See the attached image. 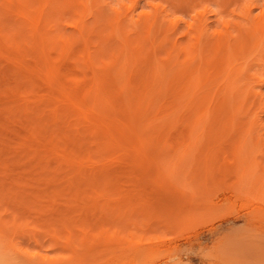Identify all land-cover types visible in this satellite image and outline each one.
I'll return each instance as SVG.
<instances>
[{"label": "bare ground", "instance_id": "obj_1", "mask_svg": "<svg viewBox=\"0 0 264 264\" xmlns=\"http://www.w3.org/2000/svg\"><path fill=\"white\" fill-rule=\"evenodd\" d=\"M175 1L178 8L182 1L191 2ZM207 1L201 4L198 0V4L192 0V6L197 3L193 8L182 2L179 13L187 14L183 16L171 7L170 0H0V264H39L35 262L37 254L22 251L17 240L55 233L59 224L71 228L68 220L40 222L36 218L40 209L84 211L99 206L76 199L91 195L87 189H80V184L94 176L91 160L93 156L102 158L104 153L100 152L106 148L107 139L116 141L119 134L134 130L137 117H142L137 126L142 123L159 134L178 125L172 118L186 114L194 121L213 113L228 120L244 116L248 120L237 139L245 133L254 139L242 137L241 144L235 142L236 149L238 145L245 148L247 140L254 145L264 139V0H239L241 4L236 0L238 5L228 12L219 7L222 4ZM209 16L215 18L213 26L209 25ZM71 68L78 71L73 69V73ZM196 127L195 122L186 125L189 131ZM249 150L243 151L245 155L241 151L245 161ZM260 152L264 156V150ZM235 159L240 167V158ZM176 163L175 169L180 164ZM244 164L242 168L246 169ZM177 170L172 173L167 169L165 175H169L164 179L170 181L171 173V178H177L182 173ZM130 174V179L138 178ZM102 187L92 192L108 197L111 188ZM105 190L110 191L105 194ZM127 190L117 192L125 195ZM131 191L132 200L135 191ZM141 193L136 195L139 200L149 199L145 194L144 199L139 198ZM156 199L151 202L161 200ZM171 203L167 202L169 206ZM126 212L115 217L125 221ZM132 212L136 213L135 209ZM127 217L126 222L135 223ZM202 218L198 214L197 220ZM192 222L178 223L176 232ZM90 225L87 223V229ZM81 231L84 247L97 238L107 240L105 229L94 236H90V228ZM177 233L173 231L178 238ZM125 235L119 239L128 245L127 250L133 248L132 253L139 247L156 245L154 239L148 242L153 245L147 246L136 234ZM111 238L108 242L116 241ZM120 241L116 242L122 247ZM152 248L145 250L149 256L143 251L129 254L131 251L125 249L122 251L127 255L122 257L109 252L102 264L150 263L163 255ZM38 259L49 261L46 257ZM55 260L53 264H61Z\"/></svg>", "mask_w": 264, "mask_h": 264}, {"label": "rangeland", "instance_id": "obj_2", "mask_svg": "<svg viewBox=\"0 0 264 264\" xmlns=\"http://www.w3.org/2000/svg\"><path fill=\"white\" fill-rule=\"evenodd\" d=\"M178 1L181 2V0H177V2ZM193 1L198 2V0ZM203 1L205 3L207 0H202L200 3L202 4ZM211 1V4L216 2L218 6L219 4H222L219 7L222 6L225 11L228 12L231 8L233 9L236 5L241 4L242 1L244 2L245 0L240 2L237 0L239 2L238 4L235 2L236 0H233V3L235 4H232L230 2L231 0ZM175 2V0H170L171 7H176L175 10L177 11L178 9V14H183V16L185 15V12L182 13L181 11L179 13L181 6H184L183 4L185 3L188 5H191V3L193 4L192 0H189L190 4L187 3L188 1H182L183 4L181 2V5L179 4L180 7L178 8V5ZM172 3L175 4L172 6ZM195 5H191V7L193 8ZM185 7H187V5H185ZM191 7L188 6L186 9ZM189 10L192 9H188V11ZM186 13L189 14L190 12ZM208 22L210 26H213V24H215V18L209 16ZM73 69L75 70L76 68H71V71ZM74 70L73 73H75ZM76 74H78V72H76ZM39 89L41 92L44 91L42 87ZM172 119L177 121L178 125L175 128L168 129V131L166 130L167 132L158 134L151 131L146 126L144 127L142 123H139L137 126V121L141 120L142 122V117H137L135 123L133 122L135 125L134 130L119 134L116 141L107 139L106 148L100 152L104 153L102 158L93 156L91 160V174L94 176L85 183L80 184V189H87V192H90L91 195H79L76 197L80 202L89 201V203H97L99 206H97L96 209L92 207L84 211L80 209L74 211L64 210L63 212V210L52 211L50 209H40V213L36 216L40 222H48L49 220L54 219L56 223H58L59 221L63 222L68 220L69 222H72L70 225L71 228L67 229L65 225L59 224L55 229V233H43L34 237L25 236L19 238L17 240L19 248L22 251H26L29 255L37 254L35 262L39 264H53L54 262L52 261H56L55 259H58L57 263L61 264H102V261H104L106 256L109 255V252H115V255L120 253L117 255L118 257L127 255L126 253L125 255L123 253L128 250L131 251L129 253L131 254L133 248L129 246L127 250L128 245H124L119 238L126 236L125 234L128 236L129 234L134 233V235L136 234V236H139L138 238H141L140 243H147V246L153 245L148 242L154 239L155 241L153 240V242H156V245L153 248H155V250L157 249L159 253L160 251L163 253V255H160V258L157 255L156 259L155 257L153 258L154 255L152 253V256H150L153 259L149 263L148 261L150 259L148 258V263L146 264H264V171H260L264 170V156H260L262 154L260 151L264 150V139H262L260 143V140L258 142L254 140V143L256 141V143L259 144L255 143V146L252 144V141L250 142L251 144H249V140H247L245 141L247 143L245 148H240L239 146L241 145H238L239 148L237 147V149L239 150L236 149L237 144L235 142L241 144L242 137L245 136L250 140L252 139L248 137V133L242 135L240 139L241 141L237 139L239 138L240 133L238 131H241V126L245 125L248 120L244 116H238L233 120H228L213 113L198 121H194L192 116L186 114ZM192 122H195L197 127L193 131H189V129L186 128V125ZM254 137H256V135ZM190 142L191 146L188 145ZM243 143L242 146L244 145ZM247 148L250 150L248 151L249 154L246 156L245 161V157L243 156L245 155L244 152L245 150L247 151ZM234 149H236L238 153L235 152ZM241 151L244 155H241ZM184 154H187L188 156ZM181 155L182 157L185 156L187 162L184 158V160L180 158ZM235 156H238L237 158H240L241 160L240 167L236 164L238 162H234ZM178 157L181 161H184L187 164L180 162ZM164 160H167V163H165L166 161L164 162ZM176 161L180 164L178 166L179 168L175 169ZM245 162L246 169L242 168L245 167L243 166L245 165ZM181 163L185 165L182 166ZM166 168L172 173H175L179 171L177 169H180V172L178 173H181V170L182 173L179 174V176L176 175L178 176L177 178L172 177L173 180L171 178V173L169 178V180H171L168 181V179L165 180L169 175H165L166 172L168 173ZM161 170L162 174L160 172ZM257 170L258 172L256 174ZM132 172V176L134 175L135 178L138 177L137 179L133 180L134 177L133 179H130V173ZM95 173L97 174L96 177ZM112 173H114V175L117 174L115 177L118 178L120 183L117 179H114ZM125 173L128 175L130 174L126 177L132 181L126 179L124 176ZM108 175L109 177L110 175L113 177L111 176L112 178L110 177V179H108ZM118 175H122L125 179L120 178L121 176L119 177ZM164 175L165 177H163ZM133 181H136L137 184L132 185ZM172 184L173 186H171ZM102 186H109V188H111L110 190L112 193H108V197L98 194L94 195L92 192L96 191L95 187H98L97 189L101 190L104 188ZM121 187L123 190L128 189L127 192H123L125 195L119 193ZM134 187L135 189H133ZM160 188L161 190H159ZM131 189V192L135 191V196L137 195V192L141 193L139 191H144L139 195V198L143 197L145 194L146 199H148L149 195L151 196H149L150 200L148 199L149 201H144L141 198L140 200L143 201L142 203L137 196V199L135 200L136 197L134 195H132L134 199L131 200L130 194L132 193L128 192ZM117 190L119 192H117ZM174 190L177 191V194H179L178 196L177 194H174L176 193ZM165 191H167V193H165ZM107 192L105 190L104 193L106 194ZM151 193L154 194L151 195ZM157 194H159L160 197L157 199H161V203L158 201L156 202L157 204H154L153 200L156 199ZM160 194H163L164 196ZM153 195H155V198L152 200V197H154ZM169 195H171V198ZM166 196H169L168 199H163L167 198ZM180 196L183 199L180 198ZM174 198L176 200H173ZM179 198L180 201H177ZM151 200L153 202H151ZM167 202L172 204V208ZM137 203L139 204V207L141 206L140 210L144 207L141 211L137 210L139 207H135L137 206ZM148 203H152V205H148ZM164 203L167 204L168 207ZM175 203H177L180 208L175 207ZM126 206L129 208L127 209L129 214L126 212ZM147 208H149L152 213L149 209L147 210ZM134 209L136 213H131ZM117 210L119 211L116 212ZM123 211L127 213L125 217H123L125 221L117 218L119 216H124L121 215L122 213L124 214ZM153 212H155V214H153ZM182 212L184 213L181 214ZM167 213L169 214L167 215ZM198 214L205 217V219L202 218L198 221ZM128 215L133 218L132 221H135V223H130L129 221L126 222V220H129L127 217ZM31 217L35 219V216L31 215ZM114 217L117 218V220L115 219L117 224H115ZM184 218H186V220ZM168 219L170 221H168ZM176 219L178 220L177 223H175ZM189 219L191 222H195H192V224L190 223L191 225L186 223V226H188L187 229L186 227L180 228L181 223L185 224L184 221L186 222ZM121 220L123 222H121ZM179 220H181V223ZM203 220H206V222L204 221L205 223H203ZM201 221L202 223L198 224V222ZM87 223L92 224L88 229ZM127 223L130 225L128 226ZM167 223L169 225H167ZM178 223H180V230L177 233ZM159 224L163 225V227H161V225L159 226ZM109 225L112 226L114 231H110L112 229ZM64 226L67 230L63 228ZM169 226L171 228H168ZM107 227H109L108 230L110 232L107 230ZM127 227L129 229H127ZM166 227L168 229H166ZM80 228L81 230L82 228H85L87 231H89L90 228V236L96 235L95 233L98 234L99 232H103L105 229L104 234L107 233L105 234L107 235V240L104 241L103 238H97L96 242L93 241V244H88L89 246L87 245L84 247L82 245L84 242L80 241V237L82 236ZM175 228L177 230H175ZM95 229L98 230L96 231ZM173 231L174 234L177 233L176 236H178V234L180 236H178V238L175 237ZM111 235L113 236L111 239H116L118 242L120 241L122 247L121 244L117 243L115 240H113L114 242L111 240L109 241L110 243L108 242V238H110ZM156 239L158 240L156 241ZM163 239H165V241H161ZM122 241L126 242L124 240ZM99 242H101V244ZM104 242H107V244L102 245ZM74 243L76 244L74 245ZM79 243L80 245H78ZM86 243L88 242L86 241ZM149 248H152V246L139 247L138 250L136 248L138 252L134 251L133 253L137 255L139 251H143L142 254L145 253L149 256L145 252V250ZM141 256L142 255H140V257ZM38 257H46L49 261H44V263H42Z\"/></svg>", "mask_w": 264, "mask_h": 264}]
</instances>
